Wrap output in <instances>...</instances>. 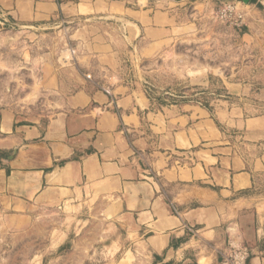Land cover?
Wrapping results in <instances>:
<instances>
[{"label":"crops","instance_id":"crops-1","mask_svg":"<svg viewBox=\"0 0 264 264\" xmlns=\"http://www.w3.org/2000/svg\"><path fill=\"white\" fill-rule=\"evenodd\" d=\"M0 15L13 27L93 22L76 34L74 54L45 70L58 94L51 111L0 115V149L11 152L0 195L13 209L116 221L145 264H212L231 245L249 248L247 264H264V114L161 105L123 75L133 43L163 48L171 14L120 0H0Z\"/></svg>","mask_w":264,"mask_h":264},{"label":"rangeland","instance_id":"rangeland-1","mask_svg":"<svg viewBox=\"0 0 264 264\" xmlns=\"http://www.w3.org/2000/svg\"><path fill=\"white\" fill-rule=\"evenodd\" d=\"M120 1L167 12L175 19L163 48L147 44L142 49L143 43L129 47L125 78L137 82L161 105L193 102L213 111L238 106L247 116L264 114V0ZM92 25L84 17L52 28L0 24V115L13 111L38 116L51 111L58 94L46 89L45 70L59 69L62 55L74 54V42L81 39L76 34L81 30L83 35ZM110 25L117 38L124 33L122 27ZM233 83L251 87L250 93L233 95L227 87ZM257 191L264 196V175ZM0 264L145 262L130 249L116 221L13 209L0 195Z\"/></svg>","mask_w":264,"mask_h":264},{"label":"built area","instance_id":"built-area-1","mask_svg":"<svg viewBox=\"0 0 264 264\" xmlns=\"http://www.w3.org/2000/svg\"><path fill=\"white\" fill-rule=\"evenodd\" d=\"M9 20L0 15V24H7ZM194 232V229L191 228ZM250 256V250L247 246H233L231 245L227 251L223 254L221 260H217L212 264H247Z\"/></svg>","mask_w":264,"mask_h":264},{"label":"trees","instance_id":"trees-1","mask_svg":"<svg viewBox=\"0 0 264 264\" xmlns=\"http://www.w3.org/2000/svg\"><path fill=\"white\" fill-rule=\"evenodd\" d=\"M257 0H250V3H256ZM11 152L9 150L0 149V167L4 166V160L9 159Z\"/></svg>","mask_w":264,"mask_h":264},{"label":"water","instance_id":"water-1","mask_svg":"<svg viewBox=\"0 0 264 264\" xmlns=\"http://www.w3.org/2000/svg\"><path fill=\"white\" fill-rule=\"evenodd\" d=\"M240 1H244L245 3H249L250 0H240Z\"/></svg>","mask_w":264,"mask_h":264}]
</instances>
